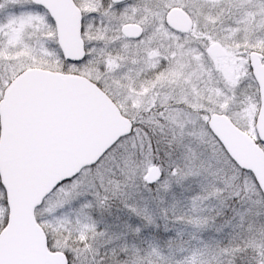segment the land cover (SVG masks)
<instances>
[{
  "label": "snow or ice",
  "instance_id": "6c2138e0",
  "mask_svg": "<svg viewBox=\"0 0 264 264\" xmlns=\"http://www.w3.org/2000/svg\"><path fill=\"white\" fill-rule=\"evenodd\" d=\"M250 2L188 0L195 24L177 39L171 0H88L71 56L52 0H0V264H264V183L210 123L248 103L259 121L264 88L255 101L230 79L220 90L199 55L216 40L247 51L260 84L264 11ZM242 25L238 45L225 33ZM57 73L94 84L117 129L90 141L93 116Z\"/></svg>",
  "mask_w": 264,
  "mask_h": 264
},
{
  "label": "water",
  "instance_id": "95a60500",
  "mask_svg": "<svg viewBox=\"0 0 264 264\" xmlns=\"http://www.w3.org/2000/svg\"><path fill=\"white\" fill-rule=\"evenodd\" d=\"M54 14L57 17L60 38L68 55L80 56L83 54V37L80 32L82 11L74 0H52ZM167 24L176 31L186 33L193 28L192 17L183 9L174 8L167 16ZM134 31L135 26H126ZM208 52L213 57L226 56L224 47L214 42L208 47ZM252 64L257 65V77L260 81L259 89L264 88V65L259 63L258 53L252 52ZM57 77L61 74L57 73ZM79 78L61 77V83L65 91L76 101L82 104L93 116V126L90 141L103 137L115 131L118 127V120L111 107V101L95 88L87 83L78 82ZM95 89V91H93ZM212 129L223 141L228 152L235 157L242 168L251 169L256 177L264 183V150L261 145L250 134L238 127L228 116L214 114L210 121ZM256 129L259 140L264 139V110L260 113L259 121L256 120ZM38 244L42 255L55 257L57 253L48 252L44 247V237L41 234Z\"/></svg>",
  "mask_w": 264,
  "mask_h": 264
},
{
  "label": "rangeland",
  "instance_id": "374dc122",
  "mask_svg": "<svg viewBox=\"0 0 264 264\" xmlns=\"http://www.w3.org/2000/svg\"><path fill=\"white\" fill-rule=\"evenodd\" d=\"M74 1L82 10L83 13L85 10H91L88 4V0H74ZM171 2L176 4V7L185 9L184 5L188 2V0H171ZM249 6L252 10V13H260L264 11V0H251ZM194 10L195 9H189L186 11L190 13L191 11ZM252 13H250L249 15V24H251L253 19H256L257 23L261 22V18L259 16L253 17ZM88 23L89 25H91L92 21H89ZM230 25H231V21H225V26H230ZM162 26H164L163 23ZM165 30L168 31L172 36L176 37L177 39L181 37L173 33L174 31H172V29L169 26H167ZM225 34L228 35L230 38H233L238 45L245 42L244 37L246 36V33L244 31L243 25L240 28H236L235 26H232L231 31ZM203 35H207V34L204 33ZM216 41L220 42L219 40ZM200 44L201 46H203V41H200ZM221 44L224 46L227 52V55L225 57L222 58L212 57L207 51L208 47L199 53V55L203 57V63H204L203 71L205 73V79H211L212 81L217 82L220 87V90H223V82L225 81V79H230L231 81L239 85V88L246 96L249 95L250 97H252L253 101H255V97L257 98V93L259 90L255 83V80L252 79L250 69L247 66L248 63L244 58L245 55L244 54L238 55L236 51L232 50L230 44H224V43ZM245 52L246 51H244V53ZM230 117L238 125L240 124L241 126L251 125L252 127L254 122V127H255V120H256L255 103H248L246 107L234 112ZM207 136L210 144H215L216 149L222 152L223 149L220 148L219 142L214 140L212 133L208 132ZM225 163L226 165H230V161L227 160L226 156H225ZM230 166L233 168L235 167L234 165H230ZM235 174L237 175V177H243L248 184H251L253 182V177L249 173H241L239 169H236Z\"/></svg>",
  "mask_w": 264,
  "mask_h": 264
},
{
  "label": "trees",
  "instance_id": "16d2710c",
  "mask_svg": "<svg viewBox=\"0 0 264 264\" xmlns=\"http://www.w3.org/2000/svg\"><path fill=\"white\" fill-rule=\"evenodd\" d=\"M249 96V95H248ZM256 100V97H255ZM237 124V123H236ZM243 130L247 131L249 134H251L253 137H255L257 139V134H256V130L254 127V122H253V126L251 127V125L249 126H241V124L239 125ZM258 140V139H257ZM262 147L264 148V144H261ZM250 174V173H249Z\"/></svg>",
  "mask_w": 264,
  "mask_h": 264
},
{
  "label": "flooded vegetation",
  "instance_id": "af4514ba",
  "mask_svg": "<svg viewBox=\"0 0 264 264\" xmlns=\"http://www.w3.org/2000/svg\"><path fill=\"white\" fill-rule=\"evenodd\" d=\"M176 35H178V36H183V34L182 33H175ZM216 42H218V41H216ZM220 43V42H219ZM244 58L246 59V61H247V63H248V65H249V60H248V55H247V51L244 53ZM251 55V54H250ZM249 69H250V72H251V75H252V70H251V68L249 67ZM256 83V82H255ZM257 85V84H256ZM257 87H258V90H259V86L257 85Z\"/></svg>",
  "mask_w": 264,
  "mask_h": 264
}]
</instances>
